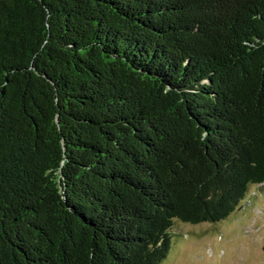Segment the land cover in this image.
<instances>
[{"label":"trees","instance_id":"obj_1","mask_svg":"<svg viewBox=\"0 0 264 264\" xmlns=\"http://www.w3.org/2000/svg\"><path fill=\"white\" fill-rule=\"evenodd\" d=\"M255 184L264 0H0V264H160Z\"/></svg>","mask_w":264,"mask_h":264},{"label":"rangeland","instance_id":"obj_2","mask_svg":"<svg viewBox=\"0 0 264 264\" xmlns=\"http://www.w3.org/2000/svg\"><path fill=\"white\" fill-rule=\"evenodd\" d=\"M160 264H264V184L216 223H176Z\"/></svg>","mask_w":264,"mask_h":264}]
</instances>
